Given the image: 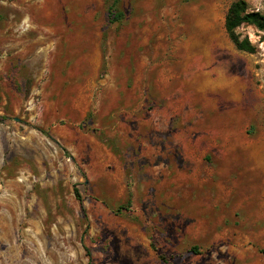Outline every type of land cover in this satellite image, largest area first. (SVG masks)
<instances>
[{
    "label": "rangeland",
    "instance_id": "obj_1",
    "mask_svg": "<svg viewBox=\"0 0 264 264\" xmlns=\"http://www.w3.org/2000/svg\"><path fill=\"white\" fill-rule=\"evenodd\" d=\"M232 1L0 0V264H264V31L237 50Z\"/></svg>",
    "mask_w": 264,
    "mask_h": 264
},
{
    "label": "trees",
    "instance_id": "obj_2",
    "mask_svg": "<svg viewBox=\"0 0 264 264\" xmlns=\"http://www.w3.org/2000/svg\"><path fill=\"white\" fill-rule=\"evenodd\" d=\"M109 12L112 15V19L118 20L121 18L122 13L115 9V6L109 7ZM252 25L258 30L264 31V11L249 10L247 2L245 0H234L230 3L224 17V28L228 38L237 50L245 51L248 53H254L256 51L255 45L249 40L248 37H241L236 29L241 25ZM76 196L79 199V194L76 191ZM152 247L157 251L158 256L165 259L162 253H159L155 245L152 243ZM88 264H91L92 257L87 250Z\"/></svg>",
    "mask_w": 264,
    "mask_h": 264
}]
</instances>
